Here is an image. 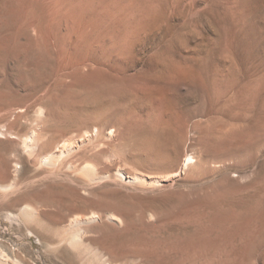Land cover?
<instances>
[{
    "label": "rangeland",
    "instance_id": "374dc122",
    "mask_svg": "<svg viewBox=\"0 0 264 264\" xmlns=\"http://www.w3.org/2000/svg\"><path fill=\"white\" fill-rule=\"evenodd\" d=\"M0 130L8 253L264 264V0H0ZM76 215L91 218L80 242L57 248L48 236Z\"/></svg>",
    "mask_w": 264,
    "mask_h": 264
},
{
    "label": "bare ground",
    "instance_id": "6f19581e",
    "mask_svg": "<svg viewBox=\"0 0 264 264\" xmlns=\"http://www.w3.org/2000/svg\"><path fill=\"white\" fill-rule=\"evenodd\" d=\"M6 10V9H5ZM4 10V11H5ZM11 35V34H10ZM17 37V36H16ZM17 40V39H16ZM18 44V43H17ZM15 45V44H14ZM133 46V45H132ZM15 49V48H14ZM132 49V48H131ZM11 52V51H10ZM111 57V56H110ZM116 59V58H115ZM48 60V59H47ZM45 67V66H44ZM48 67V66H47ZM94 71H96V70H94ZM99 72V71H98ZM94 73H96V72H94ZM100 74V73H99ZM48 76H49V74L48 73H44L43 75H41L39 78H36V80H35V85L36 86H40L43 82H45L46 80H47V78H48ZM97 77H98V75H96ZM101 76V75H100ZM99 76V77H100ZM101 78V77H100ZM74 79H75V77H74ZM47 88V87H46ZM66 93V92H65ZM64 93V94H65ZM29 95V94H28ZM27 95V96H28ZM26 96V97H27ZM30 96V95H29ZM49 94H47L46 93V95L44 96V98H42L40 101H39V105H38V110H36L35 112H37V116H40V117H42V116H44V117H46V116H50V113H51V107L48 105V104H46V101L49 99ZM27 99V98H26ZM217 99V98H216ZM24 101V100H23ZM27 105V104H26ZM26 107V106H25ZM94 107V106H93ZM19 108V107H18ZM35 108V107H34ZM37 108V107H36ZM63 109V108H62ZM93 109V108H92ZM23 110V108H20L19 109V111H22ZM60 111V110H59ZM92 111H94V110H92ZM63 112V111H62ZM76 112H78V111H76ZM102 112V111H101ZM98 113V112H97ZM100 113V112H99ZM24 114V113H23ZM20 116L21 115H14V117H12V122H11V126L12 125H15V124H17L18 122H19V119H20ZM92 116V115H91ZM95 116V115H94ZM99 116V115H98ZM100 117V116H99ZM98 118V117H97ZM63 119V118H62ZM21 120V119H20ZM48 119H46V121H47ZM54 121V120H53ZM88 121V120H87ZM91 121H94V120H91ZM96 121H100L99 119L98 120H96ZM89 122V121H88ZM90 123V122H89ZM93 124H94V122H93ZM99 125V124H98ZM94 128V127H93ZM32 130H34V132H36L37 130L36 129H32ZM36 130V131H35ZM155 130V129H154ZM248 130V129H247ZM255 130V129H254ZM1 131V130H0ZM240 131V130H239ZM242 131V130H241ZM10 132H8V134H9ZM155 133V132H154ZM156 134V133H155ZM251 134V133H250ZM254 134V133H253ZM260 134V133H259ZM9 135H11V134H9ZM148 135V134H147ZM159 136V135H158ZM158 136H156L154 139H153V137H152V139L153 140H155V139H159V137ZM162 136V135H161ZM30 137V136H29ZM158 137V138H157ZM33 138V139H32ZM32 138H30V139H32L31 141H34V137L32 136ZM21 139H22V144L24 145L23 147H26V149H23V151H25V150H28L27 148H29V150L31 149L30 148V146L32 147V144H31V142H29V138H28V136L27 137H24V138H22L21 137ZM161 139H163V136H162V138ZM168 139V138H167ZM145 140V139H144ZM149 140V139H148ZM148 140H147V144H145L144 146H147V148H148V144H150V142H151V140L149 141V143H148ZM152 140V141H153ZM36 141V140H35ZM38 141V140H37ZM167 142H168V140H166ZM139 142V141H138ZM144 142V141H143ZM177 142H179V141H177ZM176 142V143H177ZM29 143L31 144V145H29ZM71 143V142H70ZM146 143V142H145ZM153 143H157V142H155V141H153ZM180 143V142H179ZM36 144H38V143H36ZM44 144H46V143H44ZM50 144V143H49ZM151 144H152V142H151ZM159 144H160V142H159ZM29 145V146H28ZM143 145V144H142ZM156 145V144H155ZM154 144L152 145V147H151V145L149 146L150 147V151L148 150V149H146V147H144L143 149H146V150H148L149 151V153L151 154H156V155H159V154H166L165 153V149H166V147H165V145L166 144H163V149H162V143L160 144V145H156L155 146ZM174 145V144H173ZM176 145V144H175ZM28 146V147H27ZM35 146V145H34ZM34 146H33V148H34ZM43 146V145H42ZM180 145L178 144V146H175V147H171L172 148V150H170V148L168 149L167 148V154L168 155H165V157L166 156H168L167 157V159L169 160V162L170 163H172V164H170L169 166H173V164L177 161V159H178V147H179ZM22 147V146H21ZM41 147V146H40ZM63 147V146H62ZM182 147V146H181ZM142 148V147H141ZM70 149V148H69ZM182 149V148H181ZM42 150V149H41ZM59 150V149H58ZM66 150V149H65ZM141 150V149H140ZM152 150V151H151ZM170 150V153H168V151ZM31 151V150H30ZM61 152H63V151H61ZM143 152V151H142ZM154 152V153H153ZM133 153V152H132ZM29 154V153H28ZM32 154V153H31ZM30 154V155H31ZM151 154V155H152ZM162 154V156H160L162 159H163V155ZM254 154V153H253ZM40 155V154H39ZM54 155V154H53ZM151 155H149V156H151ZM154 156V155H153ZM40 157V156H39ZM43 157V156H42ZM160 157L158 158V156H156V158L157 159H160ZM164 157V158H165ZM35 158H37V157H34V159ZM155 158V159H156ZM192 158H193V155H191V154H187L186 155V157H185V159H184V165L186 166L187 164H189L191 161H193L192 160ZM49 159V158H48ZM154 159V158H153ZM166 158L164 159L165 161L167 160ZM244 159V158H243ZM51 160V159H50ZM49 161V160H48ZM46 162V161H45ZM44 162V163H45ZM158 162H160V161H158ZM225 162H227V161H225ZM47 163H49V162H47ZM161 163V162H160ZM196 163V162H195ZM87 164V163H86ZM87 165H91L90 163L89 164H87ZM219 165V164H218ZM85 166V165H84ZM192 166V165H191ZM194 166V165H193ZM177 167V166H176ZM179 168V167H178ZM90 169H92V168H90ZM94 169V168H93ZM86 171V170H85ZM176 172V171H175ZM172 173V175L174 174H177V173ZM15 174V173H14ZM120 174V173H119ZM13 175V174H12ZM152 175V174H151ZM15 176V175H14ZM88 176V175H87ZM150 176V175H149ZM16 177V176H15ZM15 177H14V179H15ZM99 177V176H98ZM155 177V176H154ZM153 178V177H152ZM13 179H11L10 180V182H13L14 183V181H12ZM97 180V179H96ZM158 181V180H157ZM16 182V181H15ZM18 182V181H17ZM16 182V183H17ZM9 183V182H8ZM12 183V184H13ZM1 184V183H0ZM6 184H7V182H6ZM8 185V187H10V186H12L11 185V183H10V185L9 184H7ZM7 185H5V186H7ZM14 185V184H13ZM0 187H1V185H0ZM2 187H4L3 185H2ZM2 187H1V189H2ZM7 187H5V189H6ZM3 190V189H2ZM93 200V199H92ZM97 201V200H96ZM42 202V201H41ZM106 202V201H105ZM30 203V202H29ZM36 203H34V205H35ZM36 207L34 206H31V205H29V204H20V206H19V208H18V210H17V214L18 215H22L23 217H27V218H34V217H36V218H38V219H40V217H41V215H40V213H42V212H39V211H37L36 209H35ZM37 208H39V207H37ZM96 209V208H95ZM39 210H40V208H39ZM121 210V209H120ZM90 211V210H89ZM122 211V210H121ZM112 212H113V210H112ZM87 213V212H86ZM89 213H91V211L89 212ZM109 213V212H108ZM88 215V214H87ZM94 214H90L89 216H92V217H94L93 216ZM111 215V214H110ZM84 216H85V214H84ZM82 217V216H80V215H76V216H73V217H67V218H65V219H63L62 221H63V225L59 228V229H57V230H53V233H52V235H51V233H50V236H48L49 237V241L52 243V244H54V245H56V247L57 246H60L61 244H67L66 246H68V245H70V246H76V244L78 243V242H80V240H81V224L82 223H84L86 220L87 221H89V219H91L89 216H87V217ZM43 217V216H42ZM47 218V217H46ZM50 218V217H49ZM107 218H109V216L107 217ZM111 218L112 219H114V218H117L116 216L115 217H113L112 215H111ZM48 219V218H47ZM57 219V218H56ZM41 220V219H40ZM49 220V219H48ZM53 220V219H52ZM120 220V219H119ZM41 221H43V220H41ZM121 221V220H120ZM44 222V221H43ZM48 222V221H47ZM49 222H51V220L49 221ZM46 223V222H45ZM86 223V222H85ZM32 224V223H31ZM44 224V223H43ZM48 224V223H47ZM85 232V231H84ZM40 233V232H39ZM38 233V231H35V234L37 235V234H39ZM30 234V233H29ZM42 233H40V235H41ZM39 235V236H40ZM43 235V234H42ZM44 236V235H43ZM37 237V236H36ZM41 238H42V236H41ZM45 238V237H44ZM187 240V239H186ZM189 240V239H188ZM65 246V245H64ZM79 247V246H78ZM58 248V247H57ZM60 248V247H59ZM55 249V248H54ZM7 250V249H6ZM57 250V249H56ZM55 251V250H54ZM18 250L17 251H15L14 249H13V251H11V252H7V251H5L4 249H3V247H2V245L0 244V264H37L36 262H33V261H31V260H29V259H25L26 257H22L21 255H19L18 253ZM55 255V254H54ZM44 264V263H43Z\"/></svg>",
    "mask_w": 264,
    "mask_h": 264
}]
</instances>
